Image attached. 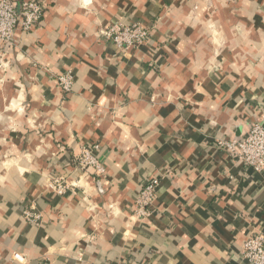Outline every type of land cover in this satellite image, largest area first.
<instances>
[{
	"label": "crops",
	"instance_id": "1",
	"mask_svg": "<svg viewBox=\"0 0 264 264\" xmlns=\"http://www.w3.org/2000/svg\"><path fill=\"white\" fill-rule=\"evenodd\" d=\"M39 1L40 23L0 44V264H250L241 252L264 235V172L217 142L264 124V0L246 15L245 0ZM209 3L200 21L234 31L213 37L185 19ZM116 21L142 23L148 43L121 52L101 39ZM67 72L70 92L57 81ZM93 145L101 178L77 162ZM54 178L78 187L58 195Z\"/></svg>",
	"mask_w": 264,
	"mask_h": 264
},
{
	"label": "built area",
	"instance_id": "2",
	"mask_svg": "<svg viewBox=\"0 0 264 264\" xmlns=\"http://www.w3.org/2000/svg\"><path fill=\"white\" fill-rule=\"evenodd\" d=\"M42 17L43 5L39 0H23L20 5H16L12 0H0V44L5 47L13 45L18 30L26 33L32 31L40 23ZM98 34L101 39L112 43L121 52L140 49L149 40V30L139 22L116 21L101 28ZM0 67H3L2 63ZM57 81L63 91L70 92L74 85V76L72 72H67L57 77ZM217 145L249 169L257 173L264 172L263 123L253 124L243 138L219 139ZM98 148V145L84 148L77 157V162L81 169L93 171L96 177L101 178L106 174V169L95 153ZM159 185V180L152 178L141 187L135 201V215L140 220L152 215V207L157 199ZM51 187L56 194L65 195L77 188L78 184H69L63 178H54ZM23 217L32 224H39L43 219L42 215L32 208L26 209ZM15 257H20L19 262L25 260L19 253L13 255L14 260H16ZM241 257L250 264H264V235L257 233L248 237L242 247ZM125 264L132 263L126 262Z\"/></svg>",
	"mask_w": 264,
	"mask_h": 264
},
{
	"label": "clouds",
	"instance_id": "3",
	"mask_svg": "<svg viewBox=\"0 0 264 264\" xmlns=\"http://www.w3.org/2000/svg\"><path fill=\"white\" fill-rule=\"evenodd\" d=\"M91 2H92V0H88V3H91ZM219 2H220L221 7H226L227 6V4H225L223 2V0H219ZM216 6H217L216 4H211V3H209L207 5L197 4V5L194 6V10H193L192 14L187 16L185 19L187 21H193V20L200 21V13L203 12L205 10V8H216ZM251 7H252V4L250 2H248V0H245V3L243 5V8H244L243 14L246 15L247 14V10L249 8H251ZM209 15L210 16H216L217 13L216 12H210ZM200 22L204 23L205 30L208 33H210L213 37H217V36L223 37L225 31L231 32V31L235 30V29H232V28H228L227 26H221V23L218 20L213 22L212 19H208L206 22L205 21H200ZM213 42L218 43L219 41L214 40ZM15 259L17 261H19L20 257H15ZM25 259H27L26 255H25Z\"/></svg>",
	"mask_w": 264,
	"mask_h": 264
}]
</instances>
